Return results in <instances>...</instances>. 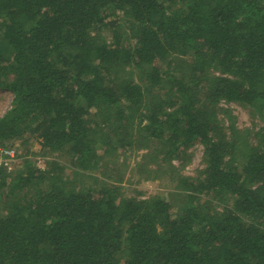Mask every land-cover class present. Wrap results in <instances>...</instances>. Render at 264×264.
Segmentation results:
<instances>
[{"label":"trees","instance_id":"obj_1","mask_svg":"<svg viewBox=\"0 0 264 264\" xmlns=\"http://www.w3.org/2000/svg\"><path fill=\"white\" fill-rule=\"evenodd\" d=\"M0 89V147L73 168L0 167V264H264V0H0ZM220 101L260 115L252 141ZM195 144L179 210L76 184L132 146Z\"/></svg>","mask_w":264,"mask_h":264},{"label":"rangeland","instance_id":"obj_2","mask_svg":"<svg viewBox=\"0 0 264 264\" xmlns=\"http://www.w3.org/2000/svg\"><path fill=\"white\" fill-rule=\"evenodd\" d=\"M11 100V93L0 89V116L9 108ZM217 109L220 124L227 136L231 133V128L240 133L246 130L252 141L262 125L260 115L252 107L220 101ZM6 148L12 151L13 157L5 159L7 164H0V167L6 168L12 176L21 170L25 159L42 171L61 169L62 176H72L73 168L69 167L68 159L47 154L39 142L30 137L12 141L6 145ZM160 152L164 153L163 150ZM146 153L148 154L145 155ZM1 160L3 158L0 155ZM53 163L56 164L53 166ZM204 167L203 148L199 144L179 150V153L177 151L172 155H159L158 147L152 152H146L145 149L132 146L124 154L115 158L106 157L90 173L89 179H77L76 184L77 186L93 185L96 187L104 184L116 185L126 197L135 199L158 197L170 203L174 210H179L184 205V198L178 180L196 178Z\"/></svg>","mask_w":264,"mask_h":264},{"label":"built area","instance_id":"obj_3","mask_svg":"<svg viewBox=\"0 0 264 264\" xmlns=\"http://www.w3.org/2000/svg\"><path fill=\"white\" fill-rule=\"evenodd\" d=\"M0 155L3 158V160L0 161V164H4L6 165L7 160L5 159H10L13 157V153L11 150L7 149V148H0ZM3 161V163H2Z\"/></svg>","mask_w":264,"mask_h":264}]
</instances>
